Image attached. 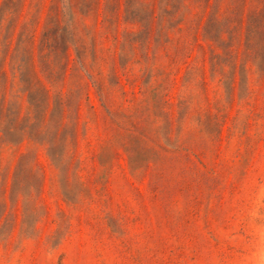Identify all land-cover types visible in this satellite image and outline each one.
Wrapping results in <instances>:
<instances>
[{
	"label": "rangeland",
	"instance_id": "374dc122",
	"mask_svg": "<svg viewBox=\"0 0 264 264\" xmlns=\"http://www.w3.org/2000/svg\"><path fill=\"white\" fill-rule=\"evenodd\" d=\"M0 264H264V0H0Z\"/></svg>",
	"mask_w": 264,
	"mask_h": 264
}]
</instances>
